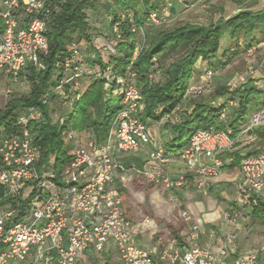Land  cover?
<instances>
[{
    "label": "built area",
    "instance_id": "1",
    "mask_svg": "<svg viewBox=\"0 0 264 264\" xmlns=\"http://www.w3.org/2000/svg\"><path fill=\"white\" fill-rule=\"evenodd\" d=\"M53 1L0 0V69L6 74L17 79L29 66L45 69L42 59L50 50L47 33L55 9ZM171 8L149 4L143 12L146 25L163 27L170 19ZM127 20L133 34L143 35L135 60L143 48L145 31L135 23L134 11L112 19L111 35L114 41H123ZM247 53L251 55L253 48ZM57 69L71 79L60 80L42 103L53 109L51 121L62 129L64 142L70 146V159L59 179L55 172L50 178L45 177L47 168L39 167L40 150L31 130L32 123L42 120L39 108L23 112L17 121L20 130L1 138L0 201L4 204L0 203V264H86L88 254L112 249L120 264H257L264 253V243L246 254L237 253L238 237L234 231L224 235L217 251L199 245L200 225L188 208L181 211L187 229L184 247L169 240L163 247L144 248L135 242L134 224L127 217L116 180L120 157L145 147L148 159L143 174L148 183L172 191L195 188L205 193L224 174L227 153L239 144L256 145V152L245 156L239 166L240 191L246 197H255L264 191V107L249 117L235 139L214 128L198 130L183 150L169 153L153 140L140 119L144 98L131 67L126 77L114 74L111 67L102 72L85 63L79 43L73 41ZM216 73L206 67L201 84L189 89V93L205 94ZM88 76L105 80L108 92L119 88L122 109L103 143L89 141L82 146L77 145L76 132L63 129L68 114L55 109V100L58 97L70 112L82 95L80 81ZM215 105L222 110L220 121L227 123L231 106L222 101ZM174 158L183 163L187 172L173 176L163 170ZM224 216L227 223L236 224L237 213L227 212Z\"/></svg>",
    "mask_w": 264,
    "mask_h": 264
},
{
    "label": "trees",
    "instance_id": "2",
    "mask_svg": "<svg viewBox=\"0 0 264 264\" xmlns=\"http://www.w3.org/2000/svg\"><path fill=\"white\" fill-rule=\"evenodd\" d=\"M53 4L56 10L54 9L49 20L47 33L50 50L42 59L45 69L37 70L34 66H29L21 73L20 77L25 78L30 89L27 95L12 97L5 108L0 109V140L3 136L15 134L20 130L17 121L23 112L31 108H39L42 120L31 124L34 144L40 150L39 167L46 166L53 161L57 179L63 167L69 162L70 146L64 142L62 129L52 123L50 114L53 109L43 105L42 98L49 94L60 80L71 79L70 75L57 69V64L67 53L73 41L79 43L85 63L91 67H98L102 72L111 67L114 74L126 77L128 68L131 67V71L136 74V82L144 98L140 119L149 129L150 125L159 123L169 115L176 113V109L184 103L192 80L198 74L197 63L200 60L214 70L220 67L225 68L230 62L227 51L235 50L234 45L240 47L238 44L242 35L255 31L264 34V8L259 12H241L224 23L209 26L186 23L170 30H164L163 27L154 28L146 25L144 15L140 13L138 0H115V4L122 12L134 11L135 23L144 27L145 42L134 60L137 40L136 35L130 31L127 20L122 30L123 41L117 43L116 54L111 56L109 62H105L93 43V38L97 37L89 34L90 26L86 11L92 9L95 0H54ZM148 5V0H145L143 7ZM224 33L230 36L231 44L222 57H219L221 38ZM236 52L238 53V50ZM170 57L173 58L172 62L158 68L162 80L157 82L153 77L151 79L150 76L157 71L154 70L155 60L165 61ZM203 71L204 69L202 75ZM251 85L244 84L236 90L235 95L239 98V107L230 110L227 123L220 121L222 110L215 104H210L202 98L191 100L190 113L181 117L179 123L165 124L164 127L173 134V137L164 144L165 149L169 153H177L189 144L196 131L210 128L226 131L230 137L235 139L249 117L264 107V90H257ZM227 94V89L223 86L216 90L215 96ZM121 100L119 88L108 92L105 80L90 78L89 85L82 91L80 100L68 113L63 129H71L77 133V145L89 141L101 144L110 131L111 123L122 109ZM55 109L58 108L55 107ZM258 133L261 135L260 131ZM254 153H248L245 156ZM227 156L234 157L233 162L225 166V170L229 171L239 168L245 157L239 153L227 154ZM143 164L138 162L135 166L141 168ZM125 165L130 166V161L125 160ZM116 182V187L124 198L125 189L118 186L121 185L118 180ZM138 185L146 190L155 187L145 181L143 172L139 177ZM0 203L4 204L1 201ZM261 207V209L258 207L254 209V217L264 220V203ZM165 223L168 241L176 240L180 247H184L186 235H181L185 227L183 220L181 219L178 226L172 222L165 221ZM157 237L156 235L155 238ZM135 242L138 243L137 240ZM113 250L102 254L108 256Z\"/></svg>",
    "mask_w": 264,
    "mask_h": 264
},
{
    "label": "rangeland",
    "instance_id": "3",
    "mask_svg": "<svg viewBox=\"0 0 264 264\" xmlns=\"http://www.w3.org/2000/svg\"><path fill=\"white\" fill-rule=\"evenodd\" d=\"M144 1L138 0L141 15H143L145 8L143 7ZM148 2L152 5H171L172 3L176 7L175 12L171 10L170 19L162 28L164 30H170L186 23L202 26H209L220 22L224 23L241 12H259L264 8V0H186L185 2H181L180 0H148ZM122 13L115 4V0H95L92 9L86 11L90 26L89 34L96 37L109 34L105 40L111 39V41H114L110 32L111 21L112 19H117V17L119 18ZM94 28L97 29L94 30ZM142 39V34L136 35V47H139ZM227 40L231 42L230 36L224 33L221 38L219 57H221L226 49L225 43ZM113 43L111 49L106 43V50H104V47H100L103 53V59L106 62L111 60V54L113 52L116 54V45L118 42L114 41ZM238 45L240 47L234 45L238 53L233 49L227 51L229 49L228 47L226 51L230 56V62L225 68L220 67V69L216 70L217 73L213 82L205 94L195 95L188 93L184 103L173 117H166L159 123L149 126L150 134L154 141L164 146L166 141L173 137L172 132L164 126L168 122L174 124L179 123L181 117L190 113L192 110V106L190 105L191 100L202 98L210 104H219L222 101L227 106H231L229 110H232L233 108L239 107V98L235 95V92L242 85L252 84L251 86L257 90H264V34L260 31L245 33L240 38ZM249 48H253L251 55L247 53ZM172 61V57L165 61L155 60L154 70L157 71L152 75L155 81L162 80L160 69H158L159 66H167ZM90 78L93 77H84L80 81L82 91L88 87ZM223 86L226 87L228 94L215 96L216 90ZM29 89L30 85L24 77L21 76L15 79L14 76L6 74L4 70L0 69V109L5 108L12 97L27 95ZM55 101L57 110L61 111L62 109L63 113H69V109L61 104L58 97ZM230 102H233V105H230ZM177 117L179 118L178 122H176ZM115 141L116 135L113 139V147ZM85 143L82 146L87 144ZM147 157L145 147H141L127 153L124 159H119L117 167L119 174L117 180L121 183V185H117L125 189L123 206L126 210L127 217L134 224L143 225L144 232H146L143 240L140 241L144 248H148L150 244V247L159 246L163 243L166 244L168 241V231L165 221L172 222L178 226L181 223V211L188 208L189 205L196 211L198 217H202L204 213H210L214 218L218 217L215 219L217 223L209 225L218 234H221V231L226 230L227 227L229 228L224 215L234 208L237 210L238 215V236L240 241L244 244L249 242L247 247L250 250L264 243V220L254 217V209L256 207L261 209V204L264 203V191L256 194L255 197L249 198L240 191V186L236 182L234 183V181H224L223 184L226 186L221 188L219 193H211L209 190L204 195L201 192H197L195 188L193 190L184 188L178 191H172L163 186L154 185V188L146 190V188L138 185V180L141 173L145 171ZM125 160H129L131 165H125ZM138 162L144 163L141 168L135 166ZM181 164L183 170H179L177 173L170 169L173 161L164 166L163 170L173 176L178 173L187 172L186 167L183 163ZM46 168L47 173L45 177L50 178L55 172L53 161L46 165ZM235 175L236 172L231 174V171H228L227 177H224L223 180H231ZM241 182L240 180V185ZM234 184L237 185L232 187ZM204 198L209 199L205 201ZM253 199L256 201L255 203ZM201 207L204 209L203 212H200ZM147 220L151 221V226L146 227ZM155 224H157V227H154ZM205 229L208 230V227H205ZM155 232L157 234L154 235ZM156 235L158 236L157 239L155 238ZM86 264H120V262L116 259L115 255L107 256L96 253L93 258L88 259Z\"/></svg>",
    "mask_w": 264,
    "mask_h": 264
},
{
    "label": "crops",
    "instance_id": "4",
    "mask_svg": "<svg viewBox=\"0 0 264 264\" xmlns=\"http://www.w3.org/2000/svg\"><path fill=\"white\" fill-rule=\"evenodd\" d=\"M194 1H197V0H194ZM210 1V0H209ZM171 10L172 12H175V6L174 4L171 3ZM184 6V5H183ZM185 7V6H184ZM109 36V34H106L104 36H99L97 37L96 39L93 38V43H94V46L95 48L101 53V55L103 56V53H102V50L100 49V47H106V45L109 46V48L111 49L112 48V45L114 44L113 42L114 41H111V39H108V40H105V38H107ZM222 42V41H221ZM106 43V45H105ZM226 44V49L224 50L223 53H225V51L228 49V47H230V42H227L225 43ZM107 48H105L104 50H106ZM108 51V50H107ZM111 51V50H110ZM113 51V50H112ZM114 54V52L111 54V56ZM223 55V54H222ZM221 55V57H222ZM105 61V60H104ZM106 62V61H105ZM197 66L199 67V71H198V74L194 77V79L192 80V83L190 85V89L193 88V87H196L198 85L201 84L202 82V70L205 69L207 67V64L205 62H203L202 60H200L198 63H197ZM98 68V67H96ZM146 149V152L148 153V148H145ZM256 152V145H253V146H247V145H237L235 149H233L231 152L227 153V154H235V153H239L241 156H245L247 155L248 153H254ZM227 154L224 156L225 159H226V163L227 165L231 164L234 160V157H228ZM126 156L123 155L122 157H120V159H124ZM226 165V166H227ZM173 171H179V170H183V167H182V164H181V161H179L177 158H174L173 160V165L171 166V168ZM228 171L229 170H224V174L222 175V177H220L219 179H217L215 181V184L214 186L210 189V192L212 193H219V191L221 190V188L225 187L226 185L223 184L224 181H234V183L236 182L239 186H240V180H241V176H240V171H239V168H237L236 170H233L231 171V174L232 173H235L236 172V175L234 176L233 179L229 180V179H226V180H223L224 177H227L228 175ZM237 184H234L232 187H234L235 185ZM229 186V185H227ZM188 190L189 189H192L193 188H187ZM199 192V191H197ZM263 192V191H262ZM202 193V192H201ZM203 195L205 193H202ZM205 201L208 200L209 198H204ZM258 200V199H257ZM188 209H190V211L194 214L198 224L200 225V231H199V245L201 246H208L210 249H212L213 251H217L218 247L220 246V244L222 243V240L224 238V235L226 233H229V232H235L237 234V237H238V248H237V253H240V254H246L250 251H252L253 249H249L247 246V244L249 243H246L244 244L242 241H240V238H239V224L238 222H236V224H228L227 223V226H229V228L227 227L226 230L224 231H221V234H218L216 233L212 228L211 226H209L210 224L214 225L213 223H217V221L215 219H217L218 217H213L210 215V213H204V215L202 217H198L197 216V213L196 211L192 208L191 205L188 206ZM203 208L201 207L200 208V212H203ZM237 210H235L234 208H232V210L230 212H236ZM149 221L150 223H146V227L148 226H151L152 223L150 220H147ZM133 223V222H132ZM134 224V223H133ZM226 224V223H225ZM154 227H157V224L154 225ZM205 227H208V230L205 229ZM132 231L134 232V239L138 241L139 244L140 241L143 240V237L145 236L146 232H144V227L143 225H137V224H134L133 228H132ZM160 233V232H159ZM157 234L156 232L154 233V235ZM187 234V229L186 227L183 228V230L181 231V235L182 236H185ZM168 242V241H167ZM166 242V243H167ZM165 244L163 243L161 245V247H163ZM151 244L149 245V247L147 249H152L153 247H150ZM256 248V247H255ZM116 256V259L119 261L118 257H117V254L115 252V249L112 251V253L108 256ZM95 256V254H88L86 256V260L85 262H88V259H90L91 257L93 258ZM257 264H264V253H262L259 257V260L257 262Z\"/></svg>",
    "mask_w": 264,
    "mask_h": 264
}]
</instances>
